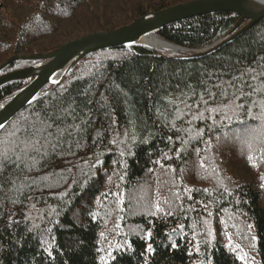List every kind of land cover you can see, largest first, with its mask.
Here are the masks:
<instances>
[{"label":"trees","instance_id":"16d2710c","mask_svg":"<svg viewBox=\"0 0 264 264\" xmlns=\"http://www.w3.org/2000/svg\"><path fill=\"white\" fill-rule=\"evenodd\" d=\"M188 1L0 0V64ZM239 19L227 12L202 15L156 35L200 51L230 35ZM37 63L18 60L3 73ZM262 70L264 18L203 56L161 55L133 43L73 63L0 131L2 153L11 146L12 131L38 117L75 109L77 118L67 116L60 127L80 126L62 149L45 145L47 155L26 159L30 169H5L0 264H264V113L251 106V100L264 102V91L237 101L249 107L231 116L225 112L230 101L218 94L215 103L199 108L212 118L196 120L198 96L188 88L231 96L236 89L228 83L241 76L264 88V76L251 79ZM31 80L1 85L0 106Z\"/></svg>","mask_w":264,"mask_h":264},{"label":"water","instance_id":"95a60500","mask_svg":"<svg viewBox=\"0 0 264 264\" xmlns=\"http://www.w3.org/2000/svg\"><path fill=\"white\" fill-rule=\"evenodd\" d=\"M222 12L234 13L240 17L237 24L233 27L232 33L224 39L216 41L210 47L190 54L191 57L206 55L242 34L264 18V5L259 10L253 11L248 8L246 0H191L150 13L127 25L112 30L83 35L61 44L49 53L13 55L0 64V86L25 78H32V80L5 104L0 106V123L5 126L25 106L40 97L47 85L59 83L62 78L55 83L50 82L53 74L63 69L64 76L68 68L80 58L102 49L133 43L145 44L139 41L141 36L150 32L156 33L158 29L166 25L189 18ZM244 22L246 23L243 25ZM179 48L181 52L189 51L185 48ZM18 60L41 61V63L3 73L7 66Z\"/></svg>","mask_w":264,"mask_h":264},{"label":"snow or ice","instance_id":"6c2138e0","mask_svg":"<svg viewBox=\"0 0 264 264\" xmlns=\"http://www.w3.org/2000/svg\"><path fill=\"white\" fill-rule=\"evenodd\" d=\"M258 63V67H259ZM247 72H253L254 69H247ZM211 75V74H209ZM264 76V70L260 72H256L254 75L251 76L252 80H257L259 77ZM233 81L235 82H229L228 87L235 88L236 91L231 94V96H228L226 92L223 93H217L212 92L208 88H205V91L203 93L197 94L194 89H192L191 85H188V88L192 90L193 97H197V103H196V111L199 112V108L201 104L208 105L210 102L215 103V97L220 94L224 95L226 99H228L231 103V108L233 112H235L238 109H245L249 106L244 103H237V101L240 100H250L252 95L254 93L264 91V88H261L258 85L248 83L244 81L243 76L241 77H233ZM201 83H204L201 81ZM262 84H264V81H261ZM117 87H119L117 85ZM179 87V85H177ZM217 89H220L222 87L221 84L214 85ZM245 88L250 89V91L245 92ZM207 97V98H206ZM88 103H92V101H88ZM169 103H172L171 101ZM260 106L261 112L264 113V102L251 100V106L256 107ZM189 111H192L191 105H185ZM71 109V106H69ZM177 113H179V108L175 105H173ZM205 111L209 113H219L222 110L219 108H205ZM67 116H72L75 120L77 118V114L75 112V109L71 110H65V114L63 116H57L55 114L51 116H45L43 119L37 118V121L30 125L27 128L24 129H14L12 133L10 134L12 139L8 141V143L11 145L10 147L6 148L4 152L0 153V179H3V173L5 172V169L9 166H14L16 168L21 167H27L31 168L34 165H29L25 163V160H34V155H47V151L45 150V145L50 147L53 152H55L57 149H62L63 144L65 141L73 135L72 129H76L77 131L80 130L79 125H68L64 128L60 127V124L64 122ZM211 116H205L204 112H199V115H194L193 119L196 120H207L211 119ZM177 119H181L180 115H177ZM51 121V123H49ZM82 124H87V121L81 120ZM115 123V121H113ZM188 123H191V121H188ZM166 126V125H165ZM5 126L0 123V129H3ZM173 127H175V124H173ZM17 132H20V135H17ZM203 131L196 133V138H200L203 136ZM171 140V137L168 138ZM112 144H116V140L111 141ZM123 143V141H121ZM71 145H69L70 147ZM124 153L121 152V155ZM180 150H176V155L179 156ZM170 158V157H169ZM96 163H100L99 160H97ZM95 167V164L92 165ZM191 189H184V192L188 193L191 192ZM206 191V189H205ZM176 199H179L180 196L178 193L173 194ZM189 199L191 197L189 196ZM165 203H168V201H165ZM205 210H207V205H203ZM157 211H162V209L159 207V205L156 206ZM166 215H172L171 212H167ZM211 215V213H209ZM173 231H176V229H173ZM103 236V234H101ZM147 236L151 237V232L149 231L147 233ZM175 247V245H173ZM147 251H152L151 245H148ZM51 255V253H50Z\"/></svg>","mask_w":264,"mask_h":264},{"label":"bare ground","instance_id":"6f19581e","mask_svg":"<svg viewBox=\"0 0 264 264\" xmlns=\"http://www.w3.org/2000/svg\"><path fill=\"white\" fill-rule=\"evenodd\" d=\"M246 4L248 8L253 11L259 10L264 5V0H246ZM139 41L154 48L156 51H170L174 53L181 52V49L179 47H176L164 41L159 36H157L155 32H150L141 36V38H139ZM63 72V69L56 71L51 77L50 82L55 83L59 79L63 78Z\"/></svg>","mask_w":264,"mask_h":264},{"label":"rangeland","instance_id":"374dc122","mask_svg":"<svg viewBox=\"0 0 264 264\" xmlns=\"http://www.w3.org/2000/svg\"><path fill=\"white\" fill-rule=\"evenodd\" d=\"M175 46V45H174ZM157 52H159V53H161V54H163V55H182V54H188V55H190V54H192V53H196V52H198V51H188V52H176V53H174V52H170V51H157ZM227 111V112H226ZM230 111H232V110H230V108H227L226 110H225V112H226V114L229 116H231V115H233L232 113H230Z\"/></svg>","mask_w":264,"mask_h":264}]
</instances>
